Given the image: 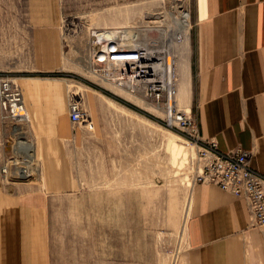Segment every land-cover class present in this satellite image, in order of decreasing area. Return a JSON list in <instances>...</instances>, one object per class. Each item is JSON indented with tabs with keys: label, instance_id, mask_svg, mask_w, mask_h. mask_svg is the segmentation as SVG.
I'll return each mask as SVG.
<instances>
[{
	"label": "rangeland",
	"instance_id": "1",
	"mask_svg": "<svg viewBox=\"0 0 264 264\" xmlns=\"http://www.w3.org/2000/svg\"><path fill=\"white\" fill-rule=\"evenodd\" d=\"M193 3L0 0V76L21 90L28 116L18 122L0 108V183L47 193L50 264H183L191 192L202 167L197 149L165 124L151 100L101 80L87 38L93 27L174 30L173 17L187 5L190 44ZM72 99L84 112L79 123L69 117ZM62 115L66 136L54 129ZM15 128L33 145L34 181L8 178L21 162Z\"/></svg>",
	"mask_w": 264,
	"mask_h": 264
},
{
	"label": "crops",
	"instance_id": "2",
	"mask_svg": "<svg viewBox=\"0 0 264 264\" xmlns=\"http://www.w3.org/2000/svg\"><path fill=\"white\" fill-rule=\"evenodd\" d=\"M191 15L177 104L200 137L222 151H249L250 166L264 174V0H194ZM67 123L63 115L55 122L58 136ZM249 213L243 198L195 183L183 264H264V226L251 225ZM48 224L43 189L0 183V264H50Z\"/></svg>",
	"mask_w": 264,
	"mask_h": 264
},
{
	"label": "built area",
	"instance_id": "3",
	"mask_svg": "<svg viewBox=\"0 0 264 264\" xmlns=\"http://www.w3.org/2000/svg\"><path fill=\"white\" fill-rule=\"evenodd\" d=\"M180 10L189 13L190 27L189 8L181 5ZM180 10L175 16L179 15ZM174 24L176 27V22ZM162 29L166 30L156 25L136 27L132 34L134 45H131L124 38V28L109 32L111 30L93 27L87 38L90 64L106 81L151 100L155 108L162 110L165 124L179 128L191 140L202 161L195 183L214 184L223 191L243 198L250 212V224L264 226V174L250 166L249 151L241 148L222 151L215 140L200 137L195 118L179 108L178 55L175 46L183 37L168 39L162 35ZM150 32H156V35L148 36ZM137 40L139 42H135ZM0 108L18 122L27 120L21 90L10 78L2 76ZM68 112L73 123H79L84 118L80 100L72 99ZM1 172L6 174V168H2Z\"/></svg>",
	"mask_w": 264,
	"mask_h": 264
},
{
	"label": "bare ground",
	"instance_id": "4",
	"mask_svg": "<svg viewBox=\"0 0 264 264\" xmlns=\"http://www.w3.org/2000/svg\"><path fill=\"white\" fill-rule=\"evenodd\" d=\"M178 14L179 15H176L173 17V22L174 23L176 22L175 29L174 30H168V29L163 30L162 29V35H165L166 38L172 39V40L176 36L183 37L182 41L175 46L178 50H182V54H183L184 46H185L187 39H188V36H189L187 33V30L189 27V19H188L189 13L180 10V12ZM158 24H160V23L158 22ZM105 30L109 31L111 29L106 28ZM131 31L132 30H126V29L123 30L124 38L128 41L129 44L134 45V41H133L134 37L132 36ZM109 32H114V30H111ZM140 41L143 42V40H140ZM135 42H139V41L137 40ZM169 44L171 45L170 42H169ZM182 54H181V57H182ZM179 61H180V59H178V66H179ZM101 80L107 82L104 78H102ZM111 85H113L114 88L119 90V88H117V86H115L114 84L111 83ZM24 109H25V105H24ZM119 109L120 110H117L116 108H114V111L116 113L119 112V115H122L124 110H123V108L122 109L119 108ZM25 111H26V109H25ZM26 114H27V111H26ZM27 119H28V116H27ZM13 134L18 139V142L15 145L14 152L18 157L21 158V162H20V164L18 162V165L15 164V166H14L15 170L14 171L10 170V172L8 174V178L9 179H26V180L31 178L34 181V180H36L35 178L37 176V172H36V168H35V161H34V155H33V145L30 144L25 139H23L22 131L20 128H15Z\"/></svg>",
	"mask_w": 264,
	"mask_h": 264
}]
</instances>
